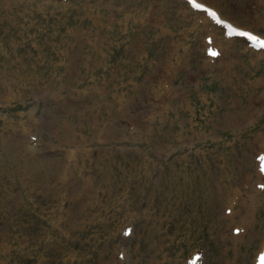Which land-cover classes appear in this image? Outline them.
I'll return each instance as SVG.
<instances>
[{
    "label": "rangeland",
    "instance_id": "374dc122",
    "mask_svg": "<svg viewBox=\"0 0 264 264\" xmlns=\"http://www.w3.org/2000/svg\"><path fill=\"white\" fill-rule=\"evenodd\" d=\"M262 156L264 48L205 12L0 0V264H264Z\"/></svg>",
    "mask_w": 264,
    "mask_h": 264
},
{
    "label": "snow or ice",
    "instance_id": "6c2138e0",
    "mask_svg": "<svg viewBox=\"0 0 264 264\" xmlns=\"http://www.w3.org/2000/svg\"><path fill=\"white\" fill-rule=\"evenodd\" d=\"M188 2L194 7V8H197V9H205L208 14L210 16H212L214 19H217L219 20V17L217 16L216 12L212 9V8H209L207 7L205 4L203 3H198L197 0H188ZM220 23H225V21H219ZM229 28H232L231 25H228ZM234 32H241L240 29H236V28H233L232 29ZM242 35L244 36H247L249 39H251L253 42H256L258 44H264V40L261 39L260 36L258 35H254L253 33L251 32H241ZM210 51L215 54V51L214 50H211ZM261 159H264V156L260 157ZM264 170V169H262Z\"/></svg>",
    "mask_w": 264,
    "mask_h": 264
}]
</instances>
